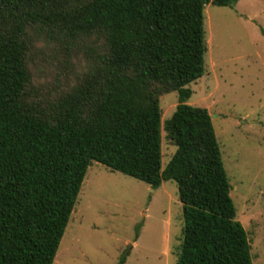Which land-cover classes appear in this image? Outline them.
I'll list each match as a JSON object with an SVG mask.
<instances>
[{"label": "trees", "instance_id": "16d2710c", "mask_svg": "<svg viewBox=\"0 0 264 264\" xmlns=\"http://www.w3.org/2000/svg\"><path fill=\"white\" fill-rule=\"evenodd\" d=\"M238 1L0 0V264H53L93 161L153 190L177 184L176 264H253L210 113L187 104L205 71V7ZM38 40L68 60L83 52L73 84L34 83ZM172 92L163 130L176 150L162 167Z\"/></svg>", "mask_w": 264, "mask_h": 264}, {"label": "rangeland", "instance_id": "374dc122", "mask_svg": "<svg viewBox=\"0 0 264 264\" xmlns=\"http://www.w3.org/2000/svg\"><path fill=\"white\" fill-rule=\"evenodd\" d=\"M204 30L205 71L189 85L187 104L210 113L236 219L248 234L253 264H264V0L208 4ZM34 45V83L46 91H60L83 72V52L68 60L44 40ZM177 105L176 92L160 97L162 167L176 150L163 126ZM182 228L174 181L153 190L93 161L53 264H116L125 251V264H176Z\"/></svg>", "mask_w": 264, "mask_h": 264}]
</instances>
